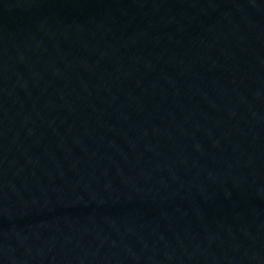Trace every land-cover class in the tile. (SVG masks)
<instances>
[{
    "label": "water",
    "instance_id": "water-1",
    "mask_svg": "<svg viewBox=\"0 0 264 264\" xmlns=\"http://www.w3.org/2000/svg\"><path fill=\"white\" fill-rule=\"evenodd\" d=\"M0 264H264V0H0Z\"/></svg>",
    "mask_w": 264,
    "mask_h": 264
}]
</instances>
